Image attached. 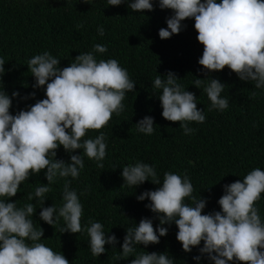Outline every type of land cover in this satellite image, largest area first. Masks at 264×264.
Returning a JSON list of instances; mask_svg holds the SVG:
<instances>
[{
	"label": "clouds",
	"instance_id": "1",
	"mask_svg": "<svg viewBox=\"0 0 264 264\" xmlns=\"http://www.w3.org/2000/svg\"><path fill=\"white\" fill-rule=\"evenodd\" d=\"M91 4L93 0H84ZM127 0H106L108 6H119ZM169 9L166 28L158 30L160 39L177 34L185 18L194 20L196 40L203 46L197 63L206 73L219 72L225 66L243 82H252L264 92V0H131L127 7L132 12L152 11L153 3ZM97 35L104 29L97 27ZM107 51L100 43L91 50L80 52L66 67H58L59 60L47 50L32 55L26 63L34 79L33 88L43 87L44 98L27 110L9 113L11 99L0 89V264H69L60 251H53L43 243V229L33 221L39 208V220L53 226L62 219L65 231L86 233L88 249L93 257L105 252V245L115 248L117 238L106 233L99 221L81 224L83 205L77 191L70 187L84 168V158L103 168L107 137L103 131L92 138L88 130H100L113 114L119 115L125 105V94L133 92V81L127 69L114 58H98ZM0 59V76L5 72ZM175 74H157L151 81L162 109L161 117L178 122L184 135L193 134L190 123L202 124L204 111L197 108V98L179 83ZM206 94L208 111L228 108L227 96L221 95L225 85L215 78H194L192 84ZM158 92V94H157ZM256 94L255 92L253 93ZM18 93L13 91L12 98ZM34 95L30 93L29 96ZM143 135L154 132L153 118L144 116L135 124ZM62 147L69 154L66 163L55 159ZM79 150V154H73ZM120 176L123 185L136 187L149 181L159 185L136 196L149 203L145 207L156 215L158 223L141 218L138 224L127 227L120 243L118 258L133 257L129 264H174L167 252L137 251L159 243L173 224L175 239L185 253L198 247L192 257L196 264L205 258L210 264H264V218L256 202L264 193V170L255 167L240 180L223 186L217 200L219 211L202 214L206 201L192 196L193 186L187 175L165 171L158 177L154 165L142 161L123 166ZM43 171L46 184L35 183L27 196L33 203L18 206L10 198L30 176ZM58 180H63L60 204L44 207L46 194ZM82 194V193H81ZM191 200L192 203L186 202Z\"/></svg>",
	"mask_w": 264,
	"mask_h": 264
},
{
	"label": "trees",
	"instance_id": "2",
	"mask_svg": "<svg viewBox=\"0 0 264 264\" xmlns=\"http://www.w3.org/2000/svg\"><path fill=\"white\" fill-rule=\"evenodd\" d=\"M127 2L108 6L106 0H93L91 4L84 0H0V59L5 62L0 89L11 99L10 114L27 110L44 98L43 87L33 88L34 79L26 66L32 55L44 50L63 68L80 52L91 50L93 44H104L107 51L97 54L98 58L116 59L136 83L133 92L125 94L124 110L113 114L100 130L86 133L94 138L103 131L107 137L103 168L85 157L83 170L70 183L83 205L81 224L90 219L101 222L105 232L117 238L115 248L105 245V252L93 257L86 233H60L62 219L50 226L39 220V208L33 214L34 223L43 229L42 242L60 251L69 264H129L133 257L118 258L125 229L138 224L141 218L152 219L154 228L159 222L145 207L147 199L136 200L141 192L159 185L149 181L134 188L123 185L120 168L125 165L136 161L154 165L161 180L165 171L187 175L193 186L191 195L206 201L202 214L220 210L217 200L224 185L240 180L255 167L264 170V92L255 89L252 82L240 81L227 66L219 72L202 70L197 61L203 46L196 40L193 19L185 18L177 34L162 40L158 30L166 28L171 10H162L154 2L152 11L136 13L128 9ZM98 26L104 29L103 36L97 35ZM169 71L194 94L197 108L204 111L202 124L189 125L195 129L193 134L184 135L178 122L166 121L160 115L162 109L153 93L157 90L151 87V81ZM209 77L225 85L221 95L228 97L229 105L223 111H208L206 94L191 85L194 78ZM13 91L18 93L15 98L11 96ZM144 116L153 118L155 128L150 136L136 131V122ZM73 154H79V150ZM55 159L67 163L69 154L59 147ZM43 171L23 182L10 201L18 206L33 203L39 207L35 197L29 201L27 196L35 183H47ZM62 185L63 180H58L51 186L44 207L60 204ZM186 202L192 203L187 198ZM256 204L264 218V193ZM163 226L168 231L159 243L146 248L139 245L137 251L167 252L174 264H196L192 257L199 254L203 242L185 253L175 239L174 223ZM199 264L210 262L202 257Z\"/></svg>",
	"mask_w": 264,
	"mask_h": 264
}]
</instances>
